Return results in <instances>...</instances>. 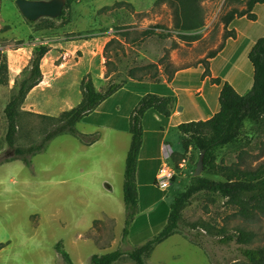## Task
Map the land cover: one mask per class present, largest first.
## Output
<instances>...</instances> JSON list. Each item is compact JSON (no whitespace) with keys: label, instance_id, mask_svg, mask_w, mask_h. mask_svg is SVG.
<instances>
[{"label":"rangeland","instance_id":"obj_1","mask_svg":"<svg viewBox=\"0 0 264 264\" xmlns=\"http://www.w3.org/2000/svg\"><path fill=\"white\" fill-rule=\"evenodd\" d=\"M15 1L0 0V264H67L56 249L60 242L74 264H90L92 256L118 249L130 252L162 231L174 198L184 191L201 159L196 148L183 152L180 135L172 131L168 141L176 154L170 165L181 174L177 176L178 184L168 191L160 190L155 185L160 115L155 111L146 114V149L141 152L136 174L141 200L128 239L123 241L130 117L142 96L160 91L161 85L150 81L127 83L76 126L79 133L89 136L88 142L94 136L99 141L87 146L72 135L60 136L46 152L32 158L31 167L21 160L6 161L14 152L6 140L5 108L29 74L36 48L41 45L50 48L41 64L43 81L20 108L17 147L40 143L60 123L55 119L81 103V82L87 75L99 92L130 81L132 76L149 80L157 73L164 82L167 73L205 60L220 46L227 33L220 22L226 12L224 0L203 3L206 26L194 33L200 39L191 43L178 37L171 8L167 4L156 6L158 0H83L72 4L62 20L41 19L35 23L23 17ZM251 22L242 21L236 26L243 34L255 37L260 31L254 30ZM69 24L74 32L66 31ZM157 25L165 29L155 30ZM154 30L165 35H144ZM122 33L129 35L123 38ZM112 40L122 47L113 43L106 53ZM247 47L245 36L238 39L237 32V38L229 40L212 61L211 75L215 73L238 85L244 81V71H248L253 83L254 69ZM173 88L186 114L198 112L194 106L199 88L219 104L218 86L204 76L203 67L179 73ZM215 154L218 163L256 169L264 162V131L247 122L240 140ZM225 203L217 196H196L184 211L182 231L159 245L146 264H247L240 250L264 245V217L245 220ZM205 224L212 226V232L203 229ZM223 228L227 233L253 231L257 237L247 246H223L217 242ZM197 236L200 246L192 241ZM116 264L135 263L125 257Z\"/></svg>","mask_w":264,"mask_h":264},{"label":"trees","instance_id":"obj_2","mask_svg":"<svg viewBox=\"0 0 264 264\" xmlns=\"http://www.w3.org/2000/svg\"><path fill=\"white\" fill-rule=\"evenodd\" d=\"M66 1L67 5L62 15L56 20H62L66 12L71 9L72 4L83 0ZM205 1L158 0L155 5L167 4L171 8L174 18V30L178 32V37L181 40L191 43L200 39V35H194V33L206 26V9L203 5ZM258 5H264V0H224L223 7L226 12L221 16L220 22L223 23L227 33L224 35L220 46L210 53L205 60L182 68H176L172 72L167 73V82L171 83L180 71L201 66L204 69V76L209 77L214 85L221 87L219 97L220 111L210 121L184 123L178 127L181 140L179 143L183 152L186 153L192 148H196L200 156H203V173L220 178V180L204 177L203 175L200 177L193 176L184 191L174 198L167 223L157 236L130 252L118 249L105 255H94L90 259V264H116L125 257H128L135 264H146V260L152 256L159 245L182 231L184 211L190 202L200 194L217 196L225 200V205L237 209L238 214L245 220L259 221L264 217V162L256 169H246L238 165L227 166L218 163L215 154L217 150L237 143L244 132L247 122L258 126L264 131V37L255 44L248 56L254 69L253 87L248 94L240 95L230 83L223 82L219 78H213L210 70L211 61L224 50L227 42L237 38L236 30H228L230 25L240 18L256 22L257 16L254 10ZM154 28L155 30L165 29L162 25H157ZM155 30L146 31L144 35L157 34ZM128 35L129 33L120 34L123 38ZM157 35L164 36L165 34L160 32ZM113 43H117L118 47H122L119 41L112 40L106 46V53ZM49 51L50 48L46 45L36 48L29 74L20 82L18 92L5 108V115L8 120L6 140L9 148L14 152L13 157L7 159V162L21 160L26 166L31 167L32 158L37 154L46 152L49 144L63 135H72L83 144L92 146L100 140L99 137L94 136L88 142L89 136L77 131L76 126L78 123L93 113L113 95L125 88L129 82L150 81L161 83L157 73L151 76L149 80L132 76L130 81H125L122 84H112L106 91L99 92L96 90L92 79L87 75L81 82L83 95L81 103L71 111L64 112L59 119H55L60 121V123L47 133L40 143L25 148L17 147L16 136L18 133L19 111L29 93L43 81L41 64ZM175 103L176 99L174 96H160L150 93L141 98L130 117L131 146L126 159L123 187L126 212L123 241L128 239L129 229L134 223L139 204L136 174L143 146V120L149 111H155L164 118H170ZM177 179L178 177L173 178L172 186L176 184ZM203 229L206 232H212L210 224H205ZM219 235L221 238L217 242L223 246H228L232 243L247 246L257 237V234L253 231L238 230L235 233H227L225 228L219 231ZM192 241L200 246L201 242L198 236ZM56 249L66 260L67 264H74L61 242ZM240 251L247 264H264V245L257 248H241Z\"/></svg>","mask_w":264,"mask_h":264},{"label":"crops","instance_id":"obj_3","mask_svg":"<svg viewBox=\"0 0 264 264\" xmlns=\"http://www.w3.org/2000/svg\"><path fill=\"white\" fill-rule=\"evenodd\" d=\"M79 2H81V1H79ZM123 2H125V1H123ZM117 3H120V2H117ZM109 6H112V5H109ZM254 13L257 16V21L256 22H251V21H249L246 18H240V19H236L230 25V27H232V30H235L234 28L237 29L236 32H238V39H240L241 37L245 36V38L247 40V45H248V47H247L248 48L247 56H249V53L251 52V50L253 49L255 44L261 38L264 37V21H263L264 20V5H258L255 8ZM242 21L251 22L253 25L251 24L250 26L254 30H259L260 34L255 36V37H252L251 35L243 34L241 32V30L236 26L237 23L242 22ZM73 27L74 26L72 24H69L66 27V31L67 32H72V31L74 32V29H72ZM77 35H79V34H77ZM216 58H214L213 60H215ZM212 61H211V63H212ZM199 67H201V66H199ZM196 68H198V67H196ZM184 71H186V70H184ZM181 72H183V71H180L179 73H181ZM178 74L175 76V78L173 79V81L171 83H168L167 80L164 81V82H161L160 83L161 86L158 87V90H160V91H157V92L153 93V94H158L160 96H174L175 99H176L175 107H174V109L172 111L171 117L168 118V119L164 118L161 115L159 117V120L161 121L160 128H162V132L159 131V130L156 131V133L160 135V140H159V144H158L159 157L157 159V161L159 162V166H158L156 175H157L158 171L160 170V168H161V166L163 164V160H164L163 159V145H164L165 142L168 141V138L171 135L172 131L175 132V133H178V135H179L178 127L180 125H182L184 123H190V122L210 121L213 118V116L216 115L220 111V104H216V101L214 102V101H212V99H209V98H207V96L203 95V93H202L203 89L199 88L197 90V92H196V94H198V96H197L198 97V101L195 103V106H194V108L197 109L198 112L197 113L186 114V107H184L183 109L181 108L182 101L179 98V96L177 95L176 89L173 88L175 79L178 76ZM212 77L213 78H219V76L216 75L215 73L212 75ZM219 79H221L223 82L230 83L240 95L248 94L251 91L252 87H253L252 79H251L250 73L248 71L247 72L244 71V81L242 83H238V85H234V83L232 81H230L229 79H226V78L225 79L224 78H219ZM41 83L37 87H35L29 93V95H31L34 91L38 90L41 87ZM135 83H137V82H135ZM240 88H242V89L240 90ZM220 92H221V87L218 86V96H217L218 103H219ZM29 95H28V97H29ZM161 117L166 121L165 125H162L163 120H162ZM145 137H146V132L144 131L143 146H142L141 152H143L144 149H146L145 142H144ZM139 162H140V160H139ZM138 168H139V163H138V167H137V174H138ZM137 179H138V177H137ZM155 182H156V176H155ZM176 184H178V181L176 182ZM188 184H189V182H188ZM138 199H139L138 202H140L141 197H140L139 192H138Z\"/></svg>","mask_w":264,"mask_h":264},{"label":"water","instance_id":"obj_4","mask_svg":"<svg viewBox=\"0 0 264 264\" xmlns=\"http://www.w3.org/2000/svg\"><path fill=\"white\" fill-rule=\"evenodd\" d=\"M15 3L23 17L32 23L41 19H58L67 5L66 0H16ZM203 169L204 162L201 156L194 177H200Z\"/></svg>","mask_w":264,"mask_h":264},{"label":"built area","instance_id":"obj_5","mask_svg":"<svg viewBox=\"0 0 264 264\" xmlns=\"http://www.w3.org/2000/svg\"><path fill=\"white\" fill-rule=\"evenodd\" d=\"M176 154L174 146L171 142L167 141L163 145V164L156 175L155 185L162 191H167L172 187V180L174 177H177L178 174H181V171H176L175 167L170 165V160ZM185 166L184 163L180 164V169H183Z\"/></svg>","mask_w":264,"mask_h":264}]
</instances>
